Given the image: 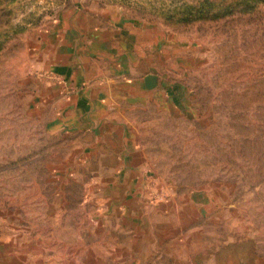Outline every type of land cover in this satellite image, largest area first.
I'll return each instance as SVG.
<instances>
[{"label":"rangeland","instance_id":"374dc122","mask_svg":"<svg viewBox=\"0 0 264 264\" xmlns=\"http://www.w3.org/2000/svg\"><path fill=\"white\" fill-rule=\"evenodd\" d=\"M195 1L1 0L0 239L63 225L69 240L39 243H78L79 203L95 183L86 170L97 162L76 157L85 136L55 128L38 104L43 82L62 77L33 66L34 48L54 44L59 23L77 10L81 24L120 19L136 28L135 41L147 40L142 64L156 91L130 114L137 160L154 185L198 202L207 218L197 246L218 259L238 244L264 255V5L191 24L164 15Z\"/></svg>","mask_w":264,"mask_h":264},{"label":"crops","instance_id":"0c3cea01","mask_svg":"<svg viewBox=\"0 0 264 264\" xmlns=\"http://www.w3.org/2000/svg\"><path fill=\"white\" fill-rule=\"evenodd\" d=\"M76 11L59 23L54 44L34 48L33 66L62 77L43 82L38 104L55 128L85 136L76 157L97 162L86 170L95 183L79 203L85 215L75 227L78 243L61 249L39 243L69 240L63 225L46 235L25 231L13 241L0 239V264H264V255L247 252L245 244L221 259L201 251L198 225L207 217L197 212L198 202L146 178L130 114L156 91L142 64L147 40L135 41L136 28L120 19L81 24Z\"/></svg>","mask_w":264,"mask_h":264},{"label":"trees","instance_id":"16d2710c","mask_svg":"<svg viewBox=\"0 0 264 264\" xmlns=\"http://www.w3.org/2000/svg\"><path fill=\"white\" fill-rule=\"evenodd\" d=\"M261 4L264 5V0H196L195 3L185 2L178 10L164 15L170 22L180 24L219 21L229 16L253 13Z\"/></svg>","mask_w":264,"mask_h":264},{"label":"built area","instance_id":"2783aa9c","mask_svg":"<svg viewBox=\"0 0 264 264\" xmlns=\"http://www.w3.org/2000/svg\"><path fill=\"white\" fill-rule=\"evenodd\" d=\"M154 198H156V199H162L163 198V195H160V194H155L154 195Z\"/></svg>","mask_w":264,"mask_h":264}]
</instances>
